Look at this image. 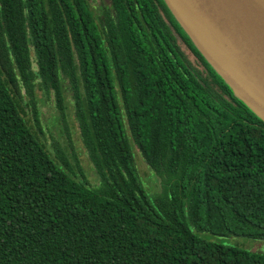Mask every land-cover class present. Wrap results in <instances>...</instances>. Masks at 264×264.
<instances>
[{
	"label": "trees",
	"instance_id": "1",
	"mask_svg": "<svg viewBox=\"0 0 264 264\" xmlns=\"http://www.w3.org/2000/svg\"><path fill=\"white\" fill-rule=\"evenodd\" d=\"M95 1L0 0V264H264L194 232L264 241V122L164 0ZM65 89L95 185L26 119Z\"/></svg>",
	"mask_w": 264,
	"mask_h": 264
},
{
	"label": "water",
	"instance_id": "2",
	"mask_svg": "<svg viewBox=\"0 0 264 264\" xmlns=\"http://www.w3.org/2000/svg\"><path fill=\"white\" fill-rule=\"evenodd\" d=\"M213 69L264 122V0H164Z\"/></svg>",
	"mask_w": 264,
	"mask_h": 264
},
{
	"label": "rangeland",
	"instance_id": "3",
	"mask_svg": "<svg viewBox=\"0 0 264 264\" xmlns=\"http://www.w3.org/2000/svg\"><path fill=\"white\" fill-rule=\"evenodd\" d=\"M110 4L109 0H96L92 3V9L95 12V16H97V19H99V16L102 13L101 8L109 6ZM180 46L185 52L187 58L193 63H196V58L193 54L190 53L182 43H180ZM21 92L24 95V102L29 103L25 90L22 89ZM64 95L68 107L66 112L67 119L65 121L61 118L60 112L56 108L54 97L51 96L48 98V95H44V93L39 90L37 92V96L39 100V108L42 112L40 128L37 124H35L31 107L26 108V119L36 132L40 134V129L42 130L43 133L40 134V138L53 154L56 153V149L58 147L64 152L73 168V172L69 171V173L77 176L79 179H83L82 176H84L91 185H95L99 182V178L89 159L88 151L81 139L79 124L75 118V106L72 100V95L70 91H67L66 89ZM134 151L138 171L147 192L149 194H153L161 191V180H159V178L148 168L140 154V151L137 148H134ZM75 158L77 160H75ZM194 232L208 240L264 254L263 240L234 236L220 238L210 233H200L196 230H194Z\"/></svg>",
	"mask_w": 264,
	"mask_h": 264
},
{
	"label": "flooded vegetation",
	"instance_id": "4",
	"mask_svg": "<svg viewBox=\"0 0 264 264\" xmlns=\"http://www.w3.org/2000/svg\"><path fill=\"white\" fill-rule=\"evenodd\" d=\"M179 39V43H182L186 48L187 50L193 54V56L195 57L194 53L191 51L190 47L183 41V39L181 38H178Z\"/></svg>",
	"mask_w": 264,
	"mask_h": 264
}]
</instances>
